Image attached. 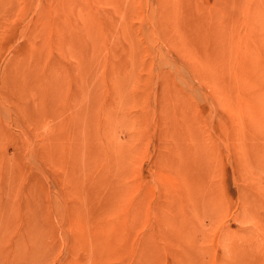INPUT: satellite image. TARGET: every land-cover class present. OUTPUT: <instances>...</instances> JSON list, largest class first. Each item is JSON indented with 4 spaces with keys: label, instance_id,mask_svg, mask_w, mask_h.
<instances>
[{
    "label": "rangeland",
    "instance_id": "obj_1",
    "mask_svg": "<svg viewBox=\"0 0 264 264\" xmlns=\"http://www.w3.org/2000/svg\"><path fill=\"white\" fill-rule=\"evenodd\" d=\"M0 264H264V0H0Z\"/></svg>",
    "mask_w": 264,
    "mask_h": 264
},
{
    "label": "bare ground",
    "instance_id": "obj_2",
    "mask_svg": "<svg viewBox=\"0 0 264 264\" xmlns=\"http://www.w3.org/2000/svg\"><path fill=\"white\" fill-rule=\"evenodd\" d=\"M94 243H95V241H94ZM96 243H98V242H96ZM96 245H99V244H96ZM95 250V249H94ZM98 250V249H97ZM94 258V257H93Z\"/></svg>",
    "mask_w": 264,
    "mask_h": 264
}]
</instances>
